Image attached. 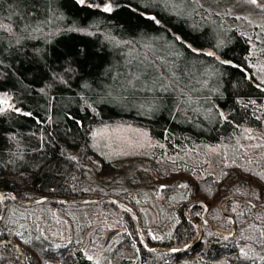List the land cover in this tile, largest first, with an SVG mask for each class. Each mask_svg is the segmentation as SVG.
<instances>
[{
	"label": "trees",
	"instance_id": "16d2710c",
	"mask_svg": "<svg viewBox=\"0 0 264 264\" xmlns=\"http://www.w3.org/2000/svg\"><path fill=\"white\" fill-rule=\"evenodd\" d=\"M108 4L113 10L104 12ZM230 26L208 17L195 0H85L84 5L0 0V94L9 101L7 115H0V216L7 198L0 240L16 243L26 264H97L81 243L62 242L67 215L85 210L96 227L93 244L107 232L116 234L117 244L109 243L104 253L107 260L131 244L137 259L123 264H184L196 258L206 264L225 258L230 264H264V215L243 205L225 210L228 215L234 205L244 210L231 215L237 228L233 239L201 224V241L171 255L147 252L135 218L112 203L22 208L8 198L21 204L114 198L138 213L150 248L168 250L198 238L186 214L190 205L205 203L206 221L223 232L231 231L220 211L226 201L247 200L264 209V76L258 78L250 66L249 41ZM118 123L149 132L160 144L155 149L160 157L220 148L217 178L194 180L187 166L148 184L165 200L180 196L176 224L164 239L149 234L130 191L87 184L94 162L98 177L116 176V164L98 155L93 144L97 129ZM156 182L172 184L160 190ZM204 211L194 205L190 216L200 221ZM24 212L27 218L12 217ZM0 264H21L14 247L0 246Z\"/></svg>",
	"mask_w": 264,
	"mask_h": 264
},
{
	"label": "rangeland",
	"instance_id": "374dc122",
	"mask_svg": "<svg viewBox=\"0 0 264 264\" xmlns=\"http://www.w3.org/2000/svg\"><path fill=\"white\" fill-rule=\"evenodd\" d=\"M195 1L208 17H220L229 21L230 27L241 31L250 43V66L255 70L258 78L263 77L264 0H256V3H252L251 0ZM0 95L1 99H6L4 95ZM0 115L3 117L7 115L4 104H1ZM159 146L158 141L145 130L121 123L105 125L96 130L93 148L98 155L110 159L116 164L118 168L116 176L114 178L98 177L96 171L99 163L94 162L88 168L87 178V184L91 187L108 188L121 192L130 191V197L147 220V231L156 240L164 239L165 235L172 233L177 220L176 206L180 196L175 193L172 198L165 200L161 192L156 191L157 189H149L148 184L168 172L176 173L187 166L193 169L194 180L205 176L217 178L220 154L219 147L208 146L185 152L181 156L164 155L160 157L155 155V149ZM179 179V176L175 175V180ZM170 184L172 183L156 182V185L160 186V190ZM242 212L244 210L238 205H234L229 211L232 216H237ZM20 215L12 213L14 219L28 217L26 212L20 213ZM92 219L93 215L89 211L75 210L69 213L63 223L62 242L81 243L88 256L94 259L97 264H123L124 261H136L135 248L131 244H125L122 249L117 251L112 260H107L104 253L109 247L108 244L115 242L116 245L117 239L114 235L109 240L111 232H107L104 235V238L106 237L105 240L103 239L104 241L93 244L91 235L96 227L91 228ZM111 228L118 230L115 226ZM184 264L206 263L196 258L188 259ZM210 264H230V260L225 258Z\"/></svg>",
	"mask_w": 264,
	"mask_h": 264
},
{
	"label": "water",
	"instance_id": "95a60500",
	"mask_svg": "<svg viewBox=\"0 0 264 264\" xmlns=\"http://www.w3.org/2000/svg\"><path fill=\"white\" fill-rule=\"evenodd\" d=\"M134 12H137V10H133ZM232 67V65H230ZM235 68V66H234ZM0 100H2L0 98ZM9 105V101L8 104ZM7 105H5V108H8ZM8 198H10L11 200H13L18 206L22 207V208H31V207H37V206H41V205H46V204H50V203H60L63 205H70V206H76V207H90V206H99L105 203H112L124 210H126L127 212H129L130 214H132V216L135 218V220L137 221L138 224V232H139V236L141 238L142 244L144 249L147 252L150 253H161V254H171V255H180L186 252H189L190 250L193 249L194 246H196L202 239V231H201V224H203L206 228H208L210 231H212L214 234H216L217 236H220L222 238L225 239H233L236 235L237 232V228H236V223L234 218L231 215L226 214L225 210L227 207H229L231 204H238V205H243L246 206L248 208H250L251 210L255 211L258 214L264 215V209L255 206L253 203L247 201V200H240V199H230L228 201H226L225 203L222 204L220 211L221 214L223 215V217L228 220L231 223V231L230 232H223V231H219L216 228L212 227L207 221H206V216L209 210V207L205 204V203H197L194 205H198V206H203L205 208L204 213L202 214L201 220H195L190 216V209L192 206L194 205H190L187 209H186V214L188 219L196 226L197 230H198V238L197 240L192 243L190 246L180 249L178 251H174V250H168V249H164V248H150L147 244V240L144 237L143 233H142V220L140 218V216L138 215V213L130 206L119 202L118 200L114 199V198H101V199H93V200H85L82 202H76V201H66V200H59V199H44V200H40L37 202H33V203H29V204H21L14 196H9ZM7 212V198L3 199V212L0 216V221L3 220V218L5 217ZM116 234H112L109 238V240ZM0 246H12L16 249L18 256L20 258L21 264H26V259L25 256L23 254V252L21 251V249L19 248V246L14 243V242H10V241H6V240H0Z\"/></svg>",
	"mask_w": 264,
	"mask_h": 264
},
{
	"label": "snow or ice",
	"instance_id": "6c2138e0",
	"mask_svg": "<svg viewBox=\"0 0 264 264\" xmlns=\"http://www.w3.org/2000/svg\"><path fill=\"white\" fill-rule=\"evenodd\" d=\"M251 2L252 3H256V0H251ZM77 3H79L81 5H84L85 4V0H77ZM88 6L91 7V5H88ZM102 10L104 12H111L113 9H112L111 4H108V5L104 6ZM148 19H151V20L155 21L157 24L160 23L158 20H156V18L154 16H150V17H148ZM176 39L180 40L181 38L179 36H177ZM188 47L191 48V45H188ZM192 51L195 52L196 49H192ZM207 55H213V53H207ZM0 104L7 105L8 104V100L7 99H2V100H0ZM17 111H19V110L17 109ZM24 115H31V114L30 113H24ZM174 251H178V250L174 249ZM89 259H91V257H89Z\"/></svg>",
	"mask_w": 264,
	"mask_h": 264
}]
</instances>
